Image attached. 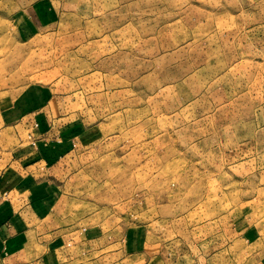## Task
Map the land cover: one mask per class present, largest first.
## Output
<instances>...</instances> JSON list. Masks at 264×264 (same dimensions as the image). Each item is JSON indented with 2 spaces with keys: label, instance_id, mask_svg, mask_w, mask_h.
Returning <instances> with one entry per match:
<instances>
[{
  "label": "rangeland",
  "instance_id": "obj_1",
  "mask_svg": "<svg viewBox=\"0 0 264 264\" xmlns=\"http://www.w3.org/2000/svg\"><path fill=\"white\" fill-rule=\"evenodd\" d=\"M49 100L56 264H264V0H0V110Z\"/></svg>",
  "mask_w": 264,
  "mask_h": 264
},
{
  "label": "crops",
  "instance_id": "obj_2",
  "mask_svg": "<svg viewBox=\"0 0 264 264\" xmlns=\"http://www.w3.org/2000/svg\"><path fill=\"white\" fill-rule=\"evenodd\" d=\"M56 101L0 110V264H56L72 236L59 165L82 142Z\"/></svg>",
  "mask_w": 264,
  "mask_h": 264
}]
</instances>
